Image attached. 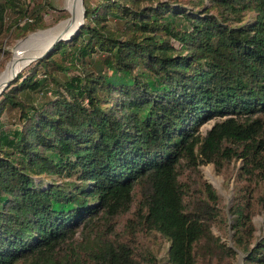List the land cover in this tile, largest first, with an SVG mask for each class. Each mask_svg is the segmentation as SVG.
<instances>
[{
  "label": "trees",
  "instance_id": "trees-1",
  "mask_svg": "<svg viewBox=\"0 0 264 264\" xmlns=\"http://www.w3.org/2000/svg\"><path fill=\"white\" fill-rule=\"evenodd\" d=\"M82 3L77 31L0 92V114L17 112L0 139V264H230L236 251L264 264V235L252 239L250 220L253 204L264 208V0ZM48 7L0 0V32L19 17L21 31L43 26ZM66 51L74 60L61 62ZM231 159L227 222L214 188L200 180L187 191L177 167L222 171ZM129 208L128 235L167 240L162 262L103 225ZM211 226L229 231L231 245Z\"/></svg>",
  "mask_w": 264,
  "mask_h": 264
},
{
  "label": "rangeland",
  "instance_id": "rangeland-1",
  "mask_svg": "<svg viewBox=\"0 0 264 264\" xmlns=\"http://www.w3.org/2000/svg\"><path fill=\"white\" fill-rule=\"evenodd\" d=\"M89 3H95L97 0H85ZM40 2V0H27V6L30 7L33 3ZM83 6V3H82ZM63 0H50V7L43 9L41 13V19L43 21V26L34 28L32 30H26L21 31L20 30V24L23 20H25V17H19L16 21V23H9V26L6 27L2 32H0V72L3 70L5 64L7 61L11 58V51L13 48V44L21 39L24 35H29L30 33L36 32L38 30L47 29L52 26H54L57 22L63 21L64 17H68L67 11L63 9ZM84 8V7H83ZM64 15L63 17H61ZM8 19L6 17L5 21H9L12 16L8 13ZM65 17V18H66ZM63 18V19H62ZM83 21V19H82ZM32 31V32H31ZM30 32V33H29ZM26 35V36H27ZM25 36V37H26ZM19 39V40H17ZM23 39V38H22ZM17 40V41H16ZM16 41V42H15ZM15 42V43H14ZM68 42V41H67ZM74 60V55L70 54L69 52H64L61 57V62H67L69 60ZM25 65L24 67H26ZM109 72V70H107ZM53 75L55 77L59 76L60 73L56 70H53ZM42 88L45 90L46 95L52 94V86L47 78L42 80ZM31 98V101L38 102L42 99V94L38 92H31L28 94ZM17 112L15 109H8L3 110L0 114V139L3 142H8L13 131L17 128ZM217 118H210L204 121L198 128V132L200 135H202L205 131V129L209 128L212 122ZM178 164V175L181 183L184 186V183L189 187L187 188V191H190V188L194 181L198 182L200 180H204L208 182L215 190V193L218 196V206L222 210V212H225L227 222L230 221L229 214L227 212L228 205L231 201V195H232V182L233 177L235 173V169L237 164L239 163V160H233L231 159L228 164L223 168L222 171H216L212 165L211 162L206 163H199L197 164V171L194 174L193 172L189 171L188 168L184 166L183 160L179 161ZM212 170L214 176L218 178V181L215 183L208 179L207 173L209 170ZM36 179V178H34ZM133 202H135L138 199L137 195V186L135 185L133 187ZM256 191L264 192V179L257 185ZM133 215H131V208L129 210L118 213L109 221H105L103 225H112L114 233L111 235L121 238L128 236L127 241L133 242L136 246L135 253L137 250V246L144 247L148 249L157 259V263H160L163 261L166 253V246H167V240L163 238L162 236L158 235L155 231H144V230H137L132 236L128 235L125 231V225H133L130 223V218H132ZM252 224H253V237L252 239H258L260 236L264 235V208H258V205L255 203L252 206V215L250 218ZM130 223V224H129ZM91 225H99L95 222H92ZM108 229V228H107ZM211 232L215 235L220 236V240L224 241L226 244L231 245V239H230V232L229 231H222L217 230L214 226L210 227ZM230 264H244L242 262V254L239 251H236L235 254L230 257L229 259ZM205 259H199L196 261V264H204ZM218 261L215 260V257L211 260L210 264H215ZM221 264H226L225 261Z\"/></svg>",
  "mask_w": 264,
  "mask_h": 264
},
{
  "label": "bare ground",
  "instance_id": "bare-ground-1",
  "mask_svg": "<svg viewBox=\"0 0 264 264\" xmlns=\"http://www.w3.org/2000/svg\"><path fill=\"white\" fill-rule=\"evenodd\" d=\"M81 6L82 3L80 0H63V9L67 11L68 17L64 18L63 21L61 20V22H57L50 28L30 33L23 39L17 41L12 48L11 58L7 61L3 70L0 72V79L11 68H15L18 63L38 54L50 43L55 35L69 29L74 25L75 22L78 23ZM207 177L215 183L218 181V178L214 176L211 169L208 171Z\"/></svg>",
  "mask_w": 264,
  "mask_h": 264
},
{
  "label": "water",
  "instance_id": "water-1",
  "mask_svg": "<svg viewBox=\"0 0 264 264\" xmlns=\"http://www.w3.org/2000/svg\"><path fill=\"white\" fill-rule=\"evenodd\" d=\"M80 2L82 3V0H80ZM82 19H83V6H81L80 17H79L78 23L75 22L74 25L72 27H70L69 29L64 30V31L58 33L57 35H55V37L50 41V43L45 48H43L38 54L33 55V56L25 59L24 61L18 63L15 68H11L6 74L3 75V77L0 79V92L10 83V81L14 78L16 72L19 69H21L23 66H25L29 61L44 56L46 54V52L48 50H50L51 46L53 45V43L55 41H57L59 39H61L63 41H66V39L68 40L70 38V36L77 31L78 27L82 23ZM26 35H24L23 37H21L19 39L24 38ZM19 39H17V40H19ZM12 46H14V44Z\"/></svg>",
  "mask_w": 264,
  "mask_h": 264
}]
</instances>
